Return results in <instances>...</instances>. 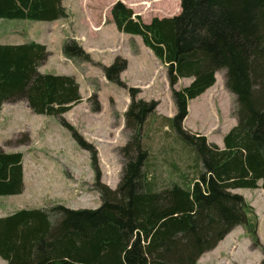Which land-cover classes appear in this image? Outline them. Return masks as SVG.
Here are the masks:
<instances>
[{
  "label": "trees",
  "instance_id": "obj_1",
  "mask_svg": "<svg viewBox=\"0 0 264 264\" xmlns=\"http://www.w3.org/2000/svg\"><path fill=\"white\" fill-rule=\"evenodd\" d=\"M111 14L120 32L140 35L166 64L177 108L166 119L193 154L190 167L196 173L190 178L176 166L162 184L146 170L150 151L144 128L158 102L138 98L139 89L132 87L125 112L131 135L120 149L124 164L118 186L97 182V208L58 203L0 217V257L7 264H197L238 225L264 249L256 209L233 191L264 188V0H182L178 14L154 16L150 22L118 0ZM69 16L63 0H0V18L54 21ZM62 52L71 60L93 61L73 37L64 41ZM50 54L47 45L35 40L0 44V115L4 103L26 101L34 113L62 118L82 101L74 75L39 71ZM127 65L117 56L103 69L109 81L127 87L121 79ZM221 69L236 96L238 117L223 146L184 127L189 102L216 83ZM181 78L192 82L176 89ZM67 127L84 145L81 134ZM91 158L98 168L97 153ZM23 162L22 151L0 147V196L23 192Z\"/></svg>",
  "mask_w": 264,
  "mask_h": 264
},
{
  "label": "rangeland",
  "instance_id": "obj_2",
  "mask_svg": "<svg viewBox=\"0 0 264 264\" xmlns=\"http://www.w3.org/2000/svg\"><path fill=\"white\" fill-rule=\"evenodd\" d=\"M117 1L66 0L69 6H76L77 19L73 22L0 18L6 28L16 30L18 37L26 38V35L28 39L33 37L50 45L54 54L42 64L41 70L74 75L80 82L83 96L82 101L62 118L34 113L24 105L15 114L7 113L8 117L0 125V147L11 152L23 151L26 187L15 196L0 197V215L58 203L72 208L99 207L101 198L96 189L97 182L115 189L121 179L124 157L120 149L131 135L126 127L125 112L131 101L129 90L132 87L139 89L138 98L158 102L144 128L145 143L150 151L146 170L157 176L162 184L174 173L176 166L188 172L190 178L195 175V168L190 167L195 162L193 154L177 139L166 119L177 113L166 64L144 44L140 35L120 32L114 23L99 29L86 19L88 8H96L97 12L101 8L104 19L105 13L109 14ZM121 1L145 22H150L154 16L178 14L182 0ZM57 34L65 36V40L76 38L93 61L60 57L63 44L57 41ZM117 56L128 63L121 73L127 87L109 81L103 69ZM216 77L211 88L189 102L184 127L223 146L225 134L238 123L237 102L226 86V70H219ZM191 82L192 78H181L175 87L180 89ZM69 125L81 134L84 145L75 140ZM92 153L98 155V168L92 164ZM234 192L244 195L256 209L259 217L257 232L264 246V188H238ZM221 244L220 248L205 253L197 264H261L264 260V249L253 244L244 226L234 228ZM0 264H7V261L0 257Z\"/></svg>",
  "mask_w": 264,
  "mask_h": 264
},
{
  "label": "crops",
  "instance_id": "obj_3",
  "mask_svg": "<svg viewBox=\"0 0 264 264\" xmlns=\"http://www.w3.org/2000/svg\"><path fill=\"white\" fill-rule=\"evenodd\" d=\"M63 5L67 8L70 16L68 18H63V19H57V20H54V22L56 21H64V20H69V21H76L77 19V11H76V6H69L67 3H66V0H63ZM90 9V10H88ZM87 9V20L89 22H91L92 25H96L99 29L100 28H104L107 24H113L114 21H113V18H112V14H111V10L109 12V14L106 12L105 15H104V19L102 18V10L101 8H98V12L96 11V8H88ZM107 15L109 17V20L107 21ZM163 17V16H161ZM0 21H2V19H0ZM115 24V23H114ZM0 27L2 28L3 31L0 32V44H21V43H25L27 42L28 40H35L33 37H29V39L27 38V36L25 35L26 38H22V36H19L15 33V31H11L10 29L6 28L3 24V22L1 23L0 22ZM96 30V28H94ZM57 38V41L58 42H61L62 44L64 43L65 41V36H63L62 34H57L56 36ZM37 41V40H35ZM40 42V41H38ZM42 43V42H41ZM45 45H47L49 51H50V55L48 56V58L43 62L46 63L47 61H49L51 55L54 54V51H52V47L50 45H48L47 43H43ZM150 49V48H149ZM152 51V50H151ZM153 52V51H152ZM60 57H62L63 59H68L70 60L69 58L65 57L62 50H61V53H60ZM42 66V65H41ZM41 66L39 67V71L40 72H43L41 70ZM44 73V72H43ZM24 101H20L19 103L18 102H7V103H4L3 105V109L1 111V115H0V125L3 124L4 122V118L5 117H8L7 113L10 112V113H13L15 114L17 112V109L20 108L22 105H24V108H27V109H31L27 102H24ZM22 103V104H21ZM7 107V109H6ZM10 107V108H9ZM6 112V113H5ZM7 115V116H6ZM8 120V118H7ZM0 146H2V144L0 143ZM5 151L7 152H11L9 150H6L4 149ZM17 151V150H16ZM20 151V150H19ZM23 152V151H22ZM24 182H25V187H26V168L24 166ZM256 189H259V188H256ZM24 192V191H23ZM6 196H15V195H6ZM0 197H5V196H0ZM3 216H6V215H0V217H3ZM234 230V229H233ZM232 230V231H233ZM231 231V232H232ZM231 232L223 239L219 242V244L216 246V248L214 249H217V248H220V246L222 245L221 243H224L226 241V239L228 238V236L231 234ZM221 244V245H220ZM213 249V250H214ZM212 251V250H210ZM207 253V252H206ZM205 254V253H204Z\"/></svg>",
  "mask_w": 264,
  "mask_h": 264
}]
</instances>
